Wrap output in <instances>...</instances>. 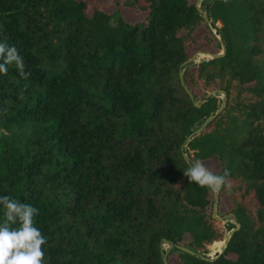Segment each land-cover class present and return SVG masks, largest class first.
Returning a JSON list of instances; mask_svg holds the SVG:
<instances>
[{
    "label": "trees",
    "instance_id": "obj_1",
    "mask_svg": "<svg viewBox=\"0 0 264 264\" xmlns=\"http://www.w3.org/2000/svg\"><path fill=\"white\" fill-rule=\"evenodd\" d=\"M199 1L113 0L90 15L87 0H0V43L30 73H0V197L38 209L44 264H264V0H204L221 40ZM222 43L223 57L182 67ZM222 93L225 110L193 136ZM185 156L230 171L227 232ZM238 224L213 263L177 247L211 258Z\"/></svg>",
    "mask_w": 264,
    "mask_h": 264
},
{
    "label": "clouds",
    "instance_id": "obj_2",
    "mask_svg": "<svg viewBox=\"0 0 264 264\" xmlns=\"http://www.w3.org/2000/svg\"><path fill=\"white\" fill-rule=\"evenodd\" d=\"M13 64L22 78L27 79L30 76V73L25 72L24 59L18 49L0 43V73L7 74L8 66ZM183 174L190 183L208 188L213 193L232 187L228 169L218 174L199 159L189 160V166ZM0 206L3 207V221L0 223V264H44L43 246L47 243V238L34 224V219L39 214L38 209L10 196L0 197Z\"/></svg>",
    "mask_w": 264,
    "mask_h": 264
},
{
    "label": "water",
    "instance_id": "obj_3",
    "mask_svg": "<svg viewBox=\"0 0 264 264\" xmlns=\"http://www.w3.org/2000/svg\"><path fill=\"white\" fill-rule=\"evenodd\" d=\"M219 1L227 2V1H230V0H219ZM197 8H198L199 12L203 15V18L205 20V23L209 26V28L212 30V32L214 33V35L217 38H219V40H221L219 33L216 31V26L209 20V18L207 17L206 12H204L199 5H197ZM226 52H227L226 46L222 43V52L220 54L212 55V54H209V53L198 52L194 56L190 57L182 65V67L185 69L190 64H197V63H201L202 61H208V60H213V59L221 58V57H223L226 54ZM181 79H182V85H183V87H185L187 89L186 84H185V81L183 80V72L181 74ZM187 93L189 94L190 98L192 100H194V97H193V95L191 94V92L189 90H187ZM218 94H220V91H213V92L209 93L206 96V99H204L203 101H201V102H195V104H194L195 107L201 108L204 104L207 103V101H208L209 98L216 97ZM222 95H223V97H222L223 105L219 108V110L217 111V113L215 115H211L204 122V124L195 132V134L193 136H196V135L201 134L209 126V124L216 118V116L220 115L225 110V108L227 107V96H226L225 93H222ZM185 159H186L187 163L189 164V159L187 158V156H185ZM220 192L215 193V203H214V206H213V215L212 216H213L214 219L219 220V221H222V219H220L218 217V215H217V208H218V201H219ZM239 228H240V225L238 224L237 225V228L236 229H233L230 232V234H229V236H228V238L226 240V243H225L223 249L221 250V252L216 253L211 258L204 257V256H200L197 253H195L194 251H192L190 249H187L185 247H182V246H177V247H178V249L182 250L183 252H186V253H188V254H190L192 256L200 257L202 260H204L206 262L213 263L216 260H218L225 253L226 249L228 248V245H229V242L231 240V237L234 235V233L237 230H239ZM164 261H165V264H169V262L167 260V255H164Z\"/></svg>",
    "mask_w": 264,
    "mask_h": 264
},
{
    "label": "rangeland",
    "instance_id": "obj_4",
    "mask_svg": "<svg viewBox=\"0 0 264 264\" xmlns=\"http://www.w3.org/2000/svg\"><path fill=\"white\" fill-rule=\"evenodd\" d=\"M87 1H89V3H90V5H89V14L90 15L94 11V9L96 7H98V6L102 7L103 9H105L106 11L111 12V13H113L114 10H115L114 4L112 3L113 0H87ZM203 2H204V0H200L197 5H199L201 7ZM121 15L123 16V18L128 23H130L131 25H136V24H143V23H145L147 21L148 12L138 13V12H136L135 9L124 8L121 11ZM216 26H217V28H221L222 24L219 22V23H217ZM205 31H206V27L205 26L201 27L200 30L197 32L196 37H199L200 34L205 32ZM198 52H203V51H195L193 49H189L188 50V53L191 54V57L194 56L195 54H197ZM222 97H223V95H220L218 98L220 100H222ZM198 98L202 99L203 98V94L199 93L198 94ZM205 164L209 168H211L213 171H215L217 173L220 172V166H219L218 162H216V161H208V162H205ZM230 210H231V205L229 203V199L228 198H224L221 201H218L217 214H218V217L220 219H222V221L217 220L218 221L217 226L223 232H227V226H228L229 223L236 224V222L232 219V215L230 214ZM228 235H229V233L227 234L226 237H228ZM164 247L168 251L171 249V247L168 246V245H165ZM175 257H176V255H170L169 256V261H170L171 264H179L178 262H176Z\"/></svg>",
    "mask_w": 264,
    "mask_h": 264
}]
</instances>
